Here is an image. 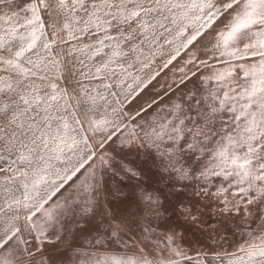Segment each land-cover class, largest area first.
<instances>
[{"label":"snow or ice","instance_id":"snow-or-ice-1","mask_svg":"<svg viewBox=\"0 0 264 264\" xmlns=\"http://www.w3.org/2000/svg\"><path fill=\"white\" fill-rule=\"evenodd\" d=\"M0 264H264V0H0Z\"/></svg>","mask_w":264,"mask_h":264},{"label":"rangeland","instance_id":"rangeland-1","mask_svg":"<svg viewBox=\"0 0 264 264\" xmlns=\"http://www.w3.org/2000/svg\"><path fill=\"white\" fill-rule=\"evenodd\" d=\"M163 79H164V76L162 74L161 77L158 78V80L163 82ZM231 227L233 230H236V225L233 224V225H231ZM212 236H213L212 239L203 238L204 242L207 245V247L203 248V249L201 247V244L196 243L194 240L191 241V243H192L191 254L196 255L198 252L203 251L205 253V255L202 256L201 258L208 260V259H211V256H212V252L210 251V249H219L222 246L225 249L231 250L229 246L233 243V241H232L231 237H229L227 240H225L223 231H221L219 233V235H217L216 233H212ZM100 255L108 256V255H113V253H101Z\"/></svg>","mask_w":264,"mask_h":264}]
</instances>
